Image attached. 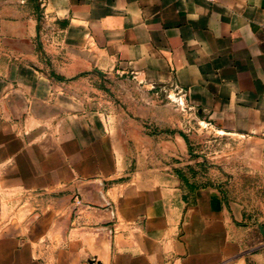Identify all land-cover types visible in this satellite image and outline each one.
Listing matches in <instances>:
<instances>
[{
  "label": "crops",
  "instance_id": "0c3cea01",
  "mask_svg": "<svg viewBox=\"0 0 264 264\" xmlns=\"http://www.w3.org/2000/svg\"><path fill=\"white\" fill-rule=\"evenodd\" d=\"M162 91L234 141L228 185L147 127ZM0 264H264V0H0Z\"/></svg>",
  "mask_w": 264,
  "mask_h": 264
},
{
  "label": "rangeland",
  "instance_id": "374dc122",
  "mask_svg": "<svg viewBox=\"0 0 264 264\" xmlns=\"http://www.w3.org/2000/svg\"><path fill=\"white\" fill-rule=\"evenodd\" d=\"M85 77L95 80L91 88H86L87 90L92 89L93 110H98L100 106L104 107L105 105H108L109 110H114L118 105L123 110H132L137 107L135 102L125 98L126 95L137 94V90L132 86L115 83L118 79L117 76H109L107 81L95 75ZM79 89L83 90L84 88L78 87ZM158 95V123L155 127L154 125L147 126L150 127V131H154L157 134L182 137L188 146L190 160H197L199 165H204L207 169L217 168L221 170V178L227 184L229 178L233 176L230 172L236 168L229 164V159L235 155L231 146L234 141L226 136L217 135L208 127L200 124L195 115V110L183 108L179 102L174 100L173 94H169L170 99L164 91ZM103 97H108L107 101ZM106 102L108 103L106 104ZM141 105L144 106L143 104ZM214 164L216 165L215 167L213 166ZM237 178L239 180L238 185L242 189H244L245 185L251 187L252 182H246L244 175Z\"/></svg>",
  "mask_w": 264,
  "mask_h": 264
},
{
  "label": "built area",
  "instance_id": "2783aa9c",
  "mask_svg": "<svg viewBox=\"0 0 264 264\" xmlns=\"http://www.w3.org/2000/svg\"><path fill=\"white\" fill-rule=\"evenodd\" d=\"M81 204H82V201H81L80 198H75V199H74V205H75V206L78 207V206H81Z\"/></svg>",
  "mask_w": 264,
  "mask_h": 264
}]
</instances>
